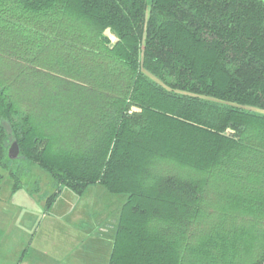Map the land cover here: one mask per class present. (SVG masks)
<instances>
[{"label":"trees","instance_id":"16d2710c","mask_svg":"<svg viewBox=\"0 0 264 264\" xmlns=\"http://www.w3.org/2000/svg\"><path fill=\"white\" fill-rule=\"evenodd\" d=\"M29 162L126 196L108 264H264V0H0V184Z\"/></svg>","mask_w":264,"mask_h":264},{"label":"rangeland","instance_id":"374dc122","mask_svg":"<svg viewBox=\"0 0 264 264\" xmlns=\"http://www.w3.org/2000/svg\"><path fill=\"white\" fill-rule=\"evenodd\" d=\"M107 34L115 40L109 31ZM13 142L11 140L9 149ZM21 180V185L15 189L14 180L5 172L0 184V264H29V261L36 260L37 256L55 258V242L61 246L63 242L65 244L74 237L70 230H65L62 223H69L66 218L73 219V215L76 217L80 214V209H86L87 216L82 220H73V223L70 220V229L72 226L75 228L84 225V222H89L87 230L89 227L99 228L93 233L105 234L102 236L106 238L110 257L113 228L115 231L117 224L115 220L119 217L120 208L126 199L125 195L110 194L100 184L89 187L83 196L65 188L57 200L48 205L50 194L55 191L53 177L48 171L35 162H29ZM103 192L108 196L102 194ZM73 208H75L73 215L69 216L68 211ZM55 209L66 217L63 221L57 220L56 230L55 222L52 226L48 221L55 217ZM105 216L108 223L105 222ZM103 242L104 240L102 245ZM18 245L22 250L14 254ZM97 245L94 244L93 247L98 249L100 244Z\"/></svg>","mask_w":264,"mask_h":264},{"label":"crops","instance_id":"0c3cea01","mask_svg":"<svg viewBox=\"0 0 264 264\" xmlns=\"http://www.w3.org/2000/svg\"><path fill=\"white\" fill-rule=\"evenodd\" d=\"M102 194L108 196L106 192H103ZM73 210H75V208L70 209L68 211L69 216L73 215ZM79 212H80L79 215L77 214L76 217L73 215L72 217L73 219H70L72 223L73 220L76 219L82 220L84 216H87L86 209H80ZM62 214L63 213H60L57 211V209H55V217L53 219L52 218L48 219L49 223H51L52 226L53 223L55 222V230L57 229V220L63 221V219L66 218L65 215L63 216ZM105 217H106L105 222L108 223V218L107 216ZM66 220L69 223H62V226L65 228V230L67 231L70 230L71 234L74 237L70 241L69 240L66 241L65 244L63 242L61 246L57 245V241L55 242V258L52 257L45 258V256H37V259L34 261L32 260L29 261V264H31L30 262L34 264H108L109 251H108V247L106 246L107 244L106 238L102 236L105 234L98 232L94 234L93 233L94 230H99V228H95V227L94 228L89 227L87 230L86 227L88 226L87 224H89V222H84V221H83L84 225L81 224V226L75 228L72 226V228L70 229L69 226L70 220L68 217L66 218ZM115 221H117V218ZM59 225L60 223L58 224V226ZM113 234H114V228H113ZM102 240H104L103 245H102ZM96 243L100 244L98 249L93 247L94 244L95 246L97 245ZM17 248L19 250L15 249L14 254H18V252L20 253L22 250L21 247H19V245ZM93 250L95 251L93 252ZM15 258L17 259V256Z\"/></svg>","mask_w":264,"mask_h":264},{"label":"water","instance_id":"95a60500","mask_svg":"<svg viewBox=\"0 0 264 264\" xmlns=\"http://www.w3.org/2000/svg\"><path fill=\"white\" fill-rule=\"evenodd\" d=\"M18 155H19V147L17 143H14L9 149V157L14 159L17 158Z\"/></svg>","mask_w":264,"mask_h":264}]
</instances>
